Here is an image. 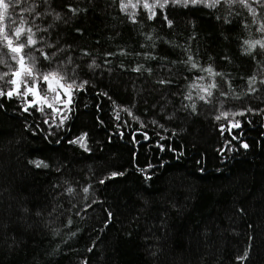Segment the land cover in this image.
<instances>
[{
    "label": "trees",
    "instance_id": "trees-1",
    "mask_svg": "<svg viewBox=\"0 0 264 264\" xmlns=\"http://www.w3.org/2000/svg\"><path fill=\"white\" fill-rule=\"evenodd\" d=\"M249 2L255 20L223 2L150 20L141 0L135 22L120 0L21 4L35 3L50 57L26 48L35 71L87 84L56 112L0 97V264H264V48L244 44L264 41V7ZM213 83L207 103L192 87ZM222 111H244L241 126ZM83 134L86 148L72 143Z\"/></svg>",
    "mask_w": 264,
    "mask_h": 264
},
{
    "label": "snow or ice",
    "instance_id": "snow-or-ice-1",
    "mask_svg": "<svg viewBox=\"0 0 264 264\" xmlns=\"http://www.w3.org/2000/svg\"><path fill=\"white\" fill-rule=\"evenodd\" d=\"M27 0H0V64H4L9 68L7 72H0V81H3L4 84L11 85L7 91L0 89V97L7 96L11 99L13 96L21 97L24 100L25 107L23 111H28L29 108L35 107L38 111L43 112L44 107L40 105H46L49 108H52L54 112L59 111L55 107L56 104H65L71 103V97L73 94V90L79 91L83 90L87 81L77 84L75 80L71 81V83H62L66 80L65 74H62L58 70L49 71L46 73H39L35 71L36 68V57L32 54H25L24 50L26 48H32L35 51L39 52L40 55L44 57L45 60L50 59L47 53L44 52L43 48H35V46L40 42L36 38V32L40 31L38 26H35L36 30L34 31V19L40 15V13L36 12V5L33 3L28 7H20L21 4L26 3ZM221 2L228 4L229 6L240 4L246 7L249 11V14L253 16L254 20L257 17L256 10L252 7V4L249 0H155L154 3L149 4L148 0H143L142 6L145 9H148L150 15L148 19H154L156 16L155 9L159 7L161 9H165L166 6L171 3L173 5H182L183 7H188L191 5L204 4L206 7H216L221 4ZM252 3H256L262 7H264V0H252ZM141 4V0H136V3H133L132 0H120V10L122 12L128 13L129 17L135 22V13L128 12V9L135 8L137 5ZM19 8V13L15 12V9ZM70 11L76 12V9L71 8L69 6ZM32 17V23L29 22V17ZM18 17V18H17ZM56 19H60L59 14L56 15ZM164 19L168 22L169 26H171V21L167 19V15H165ZM47 29H44L46 31ZM260 32H264V24L258 29ZM245 45H248L246 51H251L255 49L257 46L264 48V41L256 40V41H244ZM48 47H52V45H47ZM7 48L8 52L4 53L3 49ZM55 55V53H53ZM10 60L13 63H9ZM187 63L191 64L192 68H197L198 65L193 61L192 56L188 57ZM94 64V62H93ZM92 65H90L91 67ZM139 68L133 69V71H139ZM201 71H206L211 75H220L219 73L213 72L212 68L209 67L207 69H201ZM10 76V78H8ZM28 78H31L30 80ZM42 79L43 83L47 85V91L41 94L42 90L40 88L39 81ZM198 79H204L203 77H198ZM161 83H165V81H161ZM264 83V81H262ZM255 84V78H251L249 80V89L250 91H256L253 87ZM21 85H23L24 91H21ZM194 88H199L201 92L205 95H201L199 99L204 100L206 103L208 102L206 97L212 96V91L210 89L216 88L217 85L215 83L208 85L207 87H202L199 85H192ZM55 93V97L50 98L47 93ZM61 93L68 97L67 101L61 99ZM222 95H226V93H221ZM31 96L32 99L28 100L27 97ZM186 99H191V96L185 97ZM51 100H54L55 103H52ZM193 109H195V105H192ZM247 111H252V109H248ZM131 115V113H129ZM245 115L244 111L240 112H228L222 111L215 118L217 120L225 119L228 120V123L231 125V128H239L240 121L235 120L236 116ZM232 117V120H229V117ZM118 118V117H117ZM67 119L65 116L60 120L59 125L61 126L64 123V120ZM48 123L46 119L44 121ZM53 123L55 120L53 119ZM231 128L225 129V126H221V130L231 131ZM233 139H236L233 136ZM86 134L81 135L76 140L72 141V143H78L81 147L86 148ZM242 147L247 148V144H243ZM37 168L47 167L43 161H32ZM113 175H116L115 173ZM103 183V181H101ZM67 191L71 193L73 191L72 188H68ZM85 192L88 191L87 188L84 189ZM71 223V221H69ZM247 258V251H245L243 256L237 257L238 261H243Z\"/></svg>",
    "mask_w": 264,
    "mask_h": 264
},
{
    "label": "rangeland",
    "instance_id": "rangeland-1",
    "mask_svg": "<svg viewBox=\"0 0 264 264\" xmlns=\"http://www.w3.org/2000/svg\"><path fill=\"white\" fill-rule=\"evenodd\" d=\"M47 94H48V96H49L50 98L55 97V93H51V92H49V93H47ZM51 102H52V103H55L54 100H51ZM59 105H61V104H56L55 107L58 109Z\"/></svg>",
    "mask_w": 264,
    "mask_h": 264
}]
</instances>
